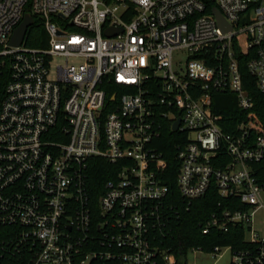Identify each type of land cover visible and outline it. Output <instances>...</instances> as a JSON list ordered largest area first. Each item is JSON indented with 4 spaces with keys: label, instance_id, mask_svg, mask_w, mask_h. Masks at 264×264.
<instances>
[{
    "label": "built area",
    "instance_id": "2783aa9c",
    "mask_svg": "<svg viewBox=\"0 0 264 264\" xmlns=\"http://www.w3.org/2000/svg\"><path fill=\"white\" fill-rule=\"evenodd\" d=\"M26 15L44 47L27 34L11 45ZM241 57L264 94V0H0V226L13 229L2 252L22 264H185L190 252L229 250L230 264H264L253 166L264 125ZM217 93L247 112L232 134L212 110ZM168 126L180 137L177 196L161 149ZM98 159L114 175L96 199ZM212 188L242 208L213 213L203 235L237 230L242 246L177 258L165 244L174 220Z\"/></svg>",
    "mask_w": 264,
    "mask_h": 264
},
{
    "label": "trees",
    "instance_id": "16d2710c",
    "mask_svg": "<svg viewBox=\"0 0 264 264\" xmlns=\"http://www.w3.org/2000/svg\"><path fill=\"white\" fill-rule=\"evenodd\" d=\"M47 41L45 30L36 24L29 29L26 36V44L31 47H44ZM240 71L242 74L245 89L249 92L254 101V111L264 125V94L257 86V80L249 73L244 57L240 58ZM123 90L110 88L108 94L120 96ZM212 110L215 115L222 116L220 126L225 133L235 132L237 125L245 118L247 112L238 106L237 98L231 93H217L213 95ZM185 138V137H182ZM180 140L179 133L173 132L168 126L162 137L161 149L168 160L167 182L176 195L177 160L175 157V145ZM97 164L91 169V186L94 198L102 193L103 184L114 175L113 166L103 160H95ZM255 173L261 183H264V161L253 165ZM177 196V195H176ZM240 209L241 204L237 200L225 199L219 196L212 188L207 195L195 200L188 211H182L181 216L174 220L173 232L167 238L165 244L172 250L177 258L186 255L195 247H201L203 251L210 252L215 247L242 246L243 233L232 230L229 233L212 231L203 235L202 230L211 215L221 212L224 209ZM13 235V229L0 226V264H22L20 256L9 255L2 252V245Z\"/></svg>",
    "mask_w": 264,
    "mask_h": 264
},
{
    "label": "water",
    "instance_id": "95a60500",
    "mask_svg": "<svg viewBox=\"0 0 264 264\" xmlns=\"http://www.w3.org/2000/svg\"><path fill=\"white\" fill-rule=\"evenodd\" d=\"M214 14L216 15V17L218 18V21L221 25V27H223V29L226 31L228 29L225 20L220 12L219 9H215L214 10ZM34 23V19L32 16L30 15H26L23 22L20 24V26L14 31V35L12 37L11 40V45L13 46H19L22 44L25 35L27 34V31L29 29L30 26H32ZM119 32H121V30H107L105 32V34L109 37L118 34ZM115 97H113L114 99ZM179 124L180 121H177L174 125H173V130L177 131L179 128Z\"/></svg>",
    "mask_w": 264,
    "mask_h": 264
},
{
    "label": "rangeland",
    "instance_id": "374dc122",
    "mask_svg": "<svg viewBox=\"0 0 264 264\" xmlns=\"http://www.w3.org/2000/svg\"><path fill=\"white\" fill-rule=\"evenodd\" d=\"M184 59V58H183ZM62 62L56 61L55 64ZM73 63H81V61H72ZM257 220H264V213L260 212L257 216ZM231 252L229 250H222L218 256H211L206 253H194L190 252L187 255L185 264H230Z\"/></svg>",
    "mask_w": 264,
    "mask_h": 264
}]
</instances>
